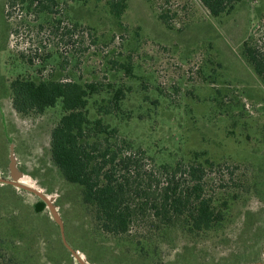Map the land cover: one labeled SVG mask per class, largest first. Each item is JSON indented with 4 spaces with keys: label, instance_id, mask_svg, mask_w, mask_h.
Returning <instances> with one entry per match:
<instances>
[{
    "label": "rangeland",
    "instance_id": "rangeland-1",
    "mask_svg": "<svg viewBox=\"0 0 264 264\" xmlns=\"http://www.w3.org/2000/svg\"><path fill=\"white\" fill-rule=\"evenodd\" d=\"M55 1L0 0V178L21 183L0 181V264H81L70 248L88 264H264V83L243 54L245 41L264 51V0L217 17L201 0H129L121 18L108 0ZM19 76L97 84L90 119L118 127L147 162H214L204 193L224 221L192 232L148 215L125 235L97 230L51 157L62 102L18 113Z\"/></svg>",
    "mask_w": 264,
    "mask_h": 264
},
{
    "label": "trees",
    "instance_id": "trees-1",
    "mask_svg": "<svg viewBox=\"0 0 264 264\" xmlns=\"http://www.w3.org/2000/svg\"><path fill=\"white\" fill-rule=\"evenodd\" d=\"M128 1L108 0L111 13L121 18ZM240 1L201 0L216 17L231 12ZM27 2L29 8L51 9L45 0H8L11 6ZM243 54L264 83V51L245 41ZM11 89L13 107L22 115L44 112L62 102L64 115L51 132V157L61 175L81 187L83 202L94 211L97 230L125 235L148 215L164 227L180 225L192 232L212 229L224 221L214 197L204 193L206 165L215 163L208 159L159 166L147 162L151 157L146 150L121 138L118 127L101 117L90 119L89 98L99 90L97 84L19 76ZM123 97L124 91L117 90L111 105L103 109L108 113L118 110Z\"/></svg>",
    "mask_w": 264,
    "mask_h": 264
},
{
    "label": "water",
    "instance_id": "water-1",
    "mask_svg": "<svg viewBox=\"0 0 264 264\" xmlns=\"http://www.w3.org/2000/svg\"><path fill=\"white\" fill-rule=\"evenodd\" d=\"M0 181H6V182H9V183H13V184L21 185V183L17 182L16 180H8V179H1V178H0ZM22 186H23V185H22ZM24 187H27V186H24ZM37 193H40V194H41V192H39V191H37ZM63 239H64V241H65V244H67V246H69L68 243H67V241H66L65 235H63ZM69 248H70V247H69ZM70 249L72 250V252H73L76 256H78V254H77V252H76L75 250H73L72 248H70Z\"/></svg>",
    "mask_w": 264,
    "mask_h": 264
},
{
    "label": "flooded vegetation",
    "instance_id": "flooded-vegetation-1",
    "mask_svg": "<svg viewBox=\"0 0 264 264\" xmlns=\"http://www.w3.org/2000/svg\"><path fill=\"white\" fill-rule=\"evenodd\" d=\"M73 254H74V253H73ZM77 254H78V256H76L75 254H74V256L76 257V259H78V260L80 261L81 264H88V263L85 261V259L79 255L78 252H77Z\"/></svg>",
    "mask_w": 264,
    "mask_h": 264
},
{
    "label": "bare ground",
    "instance_id": "bare-ground-1",
    "mask_svg": "<svg viewBox=\"0 0 264 264\" xmlns=\"http://www.w3.org/2000/svg\"><path fill=\"white\" fill-rule=\"evenodd\" d=\"M25 184V183H24Z\"/></svg>",
    "mask_w": 264,
    "mask_h": 264
}]
</instances>
